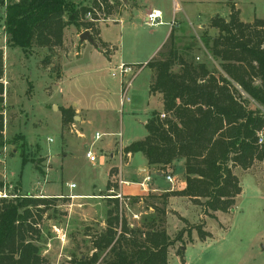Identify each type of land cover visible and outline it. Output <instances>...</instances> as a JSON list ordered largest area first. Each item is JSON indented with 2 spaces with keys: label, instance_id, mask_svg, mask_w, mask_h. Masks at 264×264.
<instances>
[{
  "label": "rangeland",
  "instance_id": "374dc122",
  "mask_svg": "<svg viewBox=\"0 0 264 264\" xmlns=\"http://www.w3.org/2000/svg\"><path fill=\"white\" fill-rule=\"evenodd\" d=\"M73 1L77 7H92L95 0ZM178 1L185 11L177 14L178 26L170 37L169 26L149 27L141 14L136 13L133 17L134 10L127 12L130 18L121 21L126 15L123 0L113 5L111 14L105 10L99 12V20L91 31L95 36L97 34V39L100 33L103 40L110 43H106L101 56L93 52L91 43L80 41L83 28L78 29L75 25L65 29L62 47L53 50L33 48L28 53L20 48L10 49L5 33L7 0H0V46L6 48L7 70V75L4 74L0 81L4 87L2 110L6 141V146L0 150V159L5 161L0 164V182L3 183L0 191L6 188L8 195L57 199L37 222V229L43 236V252H49L48 264H71L73 253L79 256L90 253V236L106 227L111 195H121V213L131 228L142 226L143 219L154 213L145 203H155L167 211L165 227L172 238L187 231L183 241L170 249L169 264H264V161L256 162L248 171L236 168L234 173L242 193L234 210L210 218L183 196H171L164 204L163 195L181 191L178 188L184 180L183 159L176 160L171 170L165 172V176L176 177L175 186L163 179V192L150 191L141 195L136 184L144 179L139 177L138 168L147 165V160L142 153L124 156L128 142L145 139V124L152 112H162L161 97L150 94L153 75L146 65L168 37L161 53L167 55L173 49L187 61L206 63L216 78L230 79L210 51L212 40L218 35L210 22L216 15H229L230 9L221 2L231 0ZM235 1L240 4L242 21L264 20V0ZM173 2L150 0L147 7L160 8L168 14L164 22L169 23L174 17ZM90 21L84 17L80 22ZM203 35H207V40L202 39ZM83 46L88 49L77 58ZM118 64L143 68L129 92L131 102L124 107L120 105V80L112 77ZM40 65H49V69L45 73L39 72L38 69L43 71ZM62 65L66 78L55 83V79L60 80L63 76ZM178 70L179 65L175 67V71ZM240 92L247 98L242 90ZM74 102L86 113V121L81 125L83 140L77 139L76 130H80V117L84 114L65 108ZM251 107L258 108V105L251 101ZM65 109L73 111V120L67 127L62 125ZM97 133L102 135L99 141L95 139ZM71 150L79 152L75 153L74 159ZM88 151L98 155V161L92 165L83 159ZM12 152L14 156L11 157ZM102 156L111 167L108 175V167L100 165ZM22 158L29 163L23 165ZM154 171L155 168H150L153 185L157 180ZM120 179L132 184L131 187L123 186V190L137 196L122 195ZM72 184L77 188L71 190ZM130 196L140 197L141 201L131 205ZM201 223L211 234L205 241L200 240L194 229Z\"/></svg>",
  "mask_w": 264,
  "mask_h": 264
},
{
  "label": "trees",
  "instance_id": "16d2710c",
  "mask_svg": "<svg viewBox=\"0 0 264 264\" xmlns=\"http://www.w3.org/2000/svg\"><path fill=\"white\" fill-rule=\"evenodd\" d=\"M119 1L95 0L92 7H77L73 0H7V46L24 53L33 48L53 50L63 46L65 29L75 25L83 28L81 33L89 30L104 53L106 46L91 31L94 22L80 21L88 12L94 20H99L97 13L103 10L111 14ZM229 7L228 19L220 15L211 19L210 27L217 29L218 35L210 51L230 79L216 78L206 63L187 61L173 49L167 55L161 51L146 67L153 72L150 94L161 95L162 112L153 111L145 124V139L124 150L125 158L142 153L148 166L164 172L165 178L166 170L183 159L186 186L163 195L164 204L171 196H183L210 218L234 210L242 193L236 168L248 171L264 161V20L244 22L240 10L234 4ZM202 39L207 40V35ZM177 65L179 70L175 71ZM3 76L4 52L0 50V81ZM251 101L258 108H252ZM3 103L0 83V150L6 146ZM72 113L71 109L63 110V127L72 122ZM162 113L166 119H161ZM22 159L23 165L29 163ZM128 198L131 205L141 201L140 197ZM55 200L21 195L0 199V264H48L37 222ZM108 200L106 227L90 236V253H73L71 264H169L170 249L183 241L187 231L174 238L169 235L165 207L145 203L154 213L143 219L142 226L131 228L121 213L120 198L111 195ZM204 227L201 223L194 228L202 241L211 237Z\"/></svg>",
  "mask_w": 264,
  "mask_h": 264
},
{
  "label": "crops",
  "instance_id": "0c3cea01",
  "mask_svg": "<svg viewBox=\"0 0 264 264\" xmlns=\"http://www.w3.org/2000/svg\"><path fill=\"white\" fill-rule=\"evenodd\" d=\"M123 1H125L124 2V4H123V6L122 7H124L125 8V12H126V15L125 16H123L122 18H121V21L124 19V18H130L131 17V15L130 14H128L127 12L130 10V11H133L134 10V14H133V17H134V15H136V13L137 14H141L142 16H143V18L145 19V16H146V13L148 12V11H150V10H152V9H149L148 7H147V5H148V3H149V1L150 0H123ZM174 2L175 1H177L178 3H179V5H180V7H181V10H183V11H185L184 9H183V6L180 4V2L178 1V0H173ZM174 2H173V4H174ZM221 4L222 5H225V6H227L229 9H230V4H234L235 6H236V8L237 9H239L240 10V17H241V15H242V10H241V8H240V4H239V2H237V1H235V0H231V1H229V2H221ZM229 4V5H228ZM173 7H174V5H173ZM155 9H160V8H155ZM181 12V11H180ZM163 14H164V17L165 16H167L168 17V14H166L164 11H163ZM127 15H130V16H127ZM229 15H230V12H229ZM229 15L228 16H226V17H224V18H226V19H228V17H229ZM213 18V17H212ZM211 18V19H212ZM168 23V22H167ZM170 23V22H169ZM164 26H167V25H164ZM203 26H205V25H203ZM172 31V30H171ZM82 34V33H81ZM80 34V35H81ZM170 35H171V33H169ZM170 35H169V37H170ZM169 37H168V39H169ZM98 39H99V41L101 42V43H103L105 46H106V43H108V42H106V41H104L103 40V38H102V35L100 34V33H98ZM168 39H167V41H168ZM167 41L163 44V46H161L160 48H158L157 49V55L155 56V57H157L158 56V54L163 50V48H164V46L166 45V43H167ZM96 43V42H95ZM108 44H110V43H108ZM112 45H114L115 46V44H112ZM84 47V46H83ZM82 47V51L79 53V54H77L76 55V57L77 58H81L82 57V55L86 52V50L88 49H86L85 50V47L83 48ZM117 47V46H116ZM93 52L94 53H98V54H102L99 50H98V48H97V46H95L94 47V45H93ZM11 49V48H10ZM12 49H14V48H12ZM0 50H3V52H4V74L5 75H7L6 73H7V70H6V65H5V57H6V55H5V52H6V48L4 47V46H0ZM114 54H112V56H113ZM101 56H103V55H101ZM111 56V57H112ZM109 58L108 60H109V63H110V65L112 64V58ZM155 57H153V58H155ZM64 60V59H63ZM62 63H63V61H62ZM50 65V64H49ZM49 65H46V66H41V69L43 70V71H41V70H39L38 68V71L39 72H42V73H45L46 72V70H48L49 69ZM118 65H120V64H118ZM118 65H116L115 67H117ZM114 66H112L111 68H113ZM8 69V68H7ZM62 72H63V76H62V78L60 79V80H57V79H55V81H51V83L53 84L54 82L55 83H58L59 81H63L64 80V78H66V76H65V74H64V71H63V65H62ZM152 72V71H151ZM152 75H153V72H152ZM152 81H153V78H152ZM54 83V84H55ZM151 84H152V82H151ZM151 84H150V86H151ZM105 88V87H104ZM106 88H108L107 86H106ZM158 96H160L161 97V95H159V94H157ZM162 99V98H161ZM65 108H72L76 113H79V114H84V116L83 117H80V119H81V123H80V130H76V135H77V139H79V140H83L84 139V134H83V129L81 128V125L86 121V113L84 112V110L82 109V108H79L78 107V103H76V102H74V104L73 105H70V106H66ZM162 111V110H161ZM77 118V117H76ZM75 135V136H76ZM72 137H74V136H72ZM72 137H70L69 138V140H68V145H69V147H70V139L72 138ZM80 143V142H79ZM129 143L130 142H128V145H129ZM78 145H80V144H78ZM71 152H72V150H71ZM75 153H77V154H79V152L77 151V152H75ZM75 153L74 152H72V154H73V156H72V158L74 159V157L76 158V155H75ZM96 156H97V161H98V155L96 154ZM131 155H129L128 157H130ZM69 158H70V156H69ZM83 159L85 160V161H87L88 163H90L89 162V160L87 159V157H86V153H84V157H83ZM105 159H106V157H104V156H102V158H101V162H100V165H101V167H103V166H106V167H108V169H107V175L109 174V170H110V165H108V164H106V161H105ZM96 163V162H95ZM91 165L92 164H94V163H90ZM254 167V166H253ZM252 167V168H253ZM76 168H78V167H76ZM142 170H144V171H142ZM168 170H171V168H168L166 171H168ZM80 172H81V169L79 170ZM138 171H139V177L140 178H142V179H144V178H146V177H148L149 175H150V167L148 166V163H147V165H145L144 167H139L138 168ZM99 175H100V173H98ZM44 175V174H43ZM90 175H92L94 178H96V175L95 174H91L90 173ZM153 175L157 178V180H156V184L155 185H153V184H151V182H152V180H151V182H150V188L152 189V192H157V193H159V192H163L162 191V189L163 188H161V182H162V180L163 179H165L166 180V178L164 177V172H161V171H158V170H155L154 171V173H153ZM46 176V175H45ZM185 173H184V180L181 182V185H180V188H178L179 190H183L184 188H185V186H186V180H185ZM70 187V186H69ZM154 189H153V188ZM77 188V187H76ZM124 188H123V186L121 185V187H120V191H121V193H122V195H125V196H128V195H134V196H137L136 195V193H127V192H125L124 190H123ZM71 190H73V189H71ZM141 195H144L145 193L141 190ZM138 196H140V195H138ZM215 215H218V213H216ZM217 217V216H216ZM49 252L48 251H45V252H43V255L48 259V257H47V254H48Z\"/></svg>",
  "mask_w": 264,
  "mask_h": 264
},
{
  "label": "built area",
  "instance_id": "2783aa9c",
  "mask_svg": "<svg viewBox=\"0 0 264 264\" xmlns=\"http://www.w3.org/2000/svg\"><path fill=\"white\" fill-rule=\"evenodd\" d=\"M181 11V7L179 5V3L177 1L174 2V17L173 20L170 23H166L164 22V14L160 9H153L150 10L146 13L145 16V23L149 26V27H159V26H164L167 25L171 28V30H174L175 28H177L178 23L176 21V16L177 14ZM98 15V13H97ZM85 18L88 20H91L90 22H96L97 20L93 19V15L91 12H88L85 15ZM143 68H139V67H133L127 64H120L117 67L114 68L113 72H112V77L115 79H119L120 83H121V98H120V105L122 107L125 106L126 103H130L131 102V97L129 96V92L132 88V85L135 81V79L137 78L138 74L141 72ZM167 115L162 113L161 114V119H166ZM102 135L97 133L95 135V139L96 141L101 140ZM50 142H52V140H49ZM86 157L89 160L90 163H95L97 162V156L94 152L92 151H88L86 153ZM0 164H5V161H2V159H0ZM6 178V176L4 177ZM151 177L148 176L146 178H144V180L140 183H137L136 186L142 190L144 193H149L150 191H152V189L150 188V182H151ZM166 180L171 184V185H176L177 179L176 177H172V176H166ZM119 183L122 186H128L131 187L132 184L128 183L126 181H124L123 179H120ZM7 187V186H6ZM71 189H75L76 185H70ZM17 195H8L7 194V190L6 188L3 191H0V199H13L16 198ZM121 195L118 196V198H120Z\"/></svg>",
  "mask_w": 264,
  "mask_h": 264
},
{
  "label": "water",
  "instance_id": "95a60500",
  "mask_svg": "<svg viewBox=\"0 0 264 264\" xmlns=\"http://www.w3.org/2000/svg\"><path fill=\"white\" fill-rule=\"evenodd\" d=\"M80 41L81 42H84V41H87L89 43H91L92 45L96 46V43L94 42L91 34L89 31H85L84 33H82L80 35ZM132 142H130L129 144H131Z\"/></svg>",
  "mask_w": 264,
  "mask_h": 264
}]
</instances>
